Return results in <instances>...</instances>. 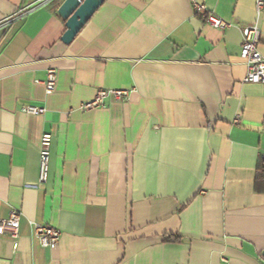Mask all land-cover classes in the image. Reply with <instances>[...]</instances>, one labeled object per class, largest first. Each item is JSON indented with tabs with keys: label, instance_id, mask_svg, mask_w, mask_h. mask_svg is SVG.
<instances>
[{
	"label": "crops",
	"instance_id": "crops-1",
	"mask_svg": "<svg viewBox=\"0 0 264 264\" xmlns=\"http://www.w3.org/2000/svg\"><path fill=\"white\" fill-rule=\"evenodd\" d=\"M38 1L0 0V221L20 214L0 264H264V87L239 58L255 23L264 58V10L198 0L230 25L217 30L189 0H102L64 44V0ZM99 89L130 94L81 110Z\"/></svg>",
	"mask_w": 264,
	"mask_h": 264
},
{
	"label": "built area",
	"instance_id": "built-area-1",
	"mask_svg": "<svg viewBox=\"0 0 264 264\" xmlns=\"http://www.w3.org/2000/svg\"><path fill=\"white\" fill-rule=\"evenodd\" d=\"M54 0H39L37 6H46ZM192 11L195 15L201 16L203 21L213 29L225 30L229 28V24L221 18L209 13L205 5L198 0H189ZM255 12L259 16L264 10V0H254ZM260 28L255 23L242 29V41L240 45L239 58L244 62L246 74L243 78L244 83L259 84L264 87V58L258 51L260 40ZM57 72L49 69L46 72V78L41 83L47 95L51 94L56 85ZM130 92L126 90H104L99 89L94 99L90 102L82 104L80 109L83 111L93 110L103 106L106 99H112L117 102H124L128 99ZM20 111L26 115L40 117L46 112L43 107L28 105L23 106ZM51 135L44 133L39 140V169L38 180L41 183L46 182L49 172V157ZM264 162V155L262 156ZM20 214L17 211H11L6 220L0 221V236H9L15 240L18 237ZM35 236L40 244L44 247L53 248L58 243L60 232L49 226H35Z\"/></svg>",
	"mask_w": 264,
	"mask_h": 264
},
{
	"label": "water",
	"instance_id": "water-1",
	"mask_svg": "<svg viewBox=\"0 0 264 264\" xmlns=\"http://www.w3.org/2000/svg\"><path fill=\"white\" fill-rule=\"evenodd\" d=\"M101 3L102 0H64L57 9V14L65 21V32L61 37V42L69 44Z\"/></svg>",
	"mask_w": 264,
	"mask_h": 264
}]
</instances>
